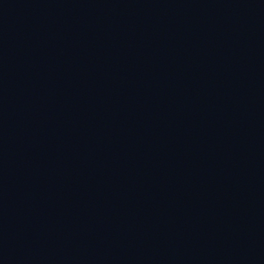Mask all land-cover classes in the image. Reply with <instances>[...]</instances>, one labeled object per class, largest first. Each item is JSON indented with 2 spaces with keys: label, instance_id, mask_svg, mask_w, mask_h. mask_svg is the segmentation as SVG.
<instances>
[{
  "label": "water",
  "instance_id": "1",
  "mask_svg": "<svg viewBox=\"0 0 264 264\" xmlns=\"http://www.w3.org/2000/svg\"><path fill=\"white\" fill-rule=\"evenodd\" d=\"M0 264H264V0H0Z\"/></svg>",
  "mask_w": 264,
  "mask_h": 264
}]
</instances>
